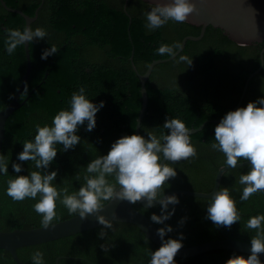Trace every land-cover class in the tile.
Masks as SVG:
<instances>
[{
  "label": "trees",
  "instance_id": "trees-1",
  "mask_svg": "<svg viewBox=\"0 0 264 264\" xmlns=\"http://www.w3.org/2000/svg\"><path fill=\"white\" fill-rule=\"evenodd\" d=\"M8 7L19 9L29 16L39 15L32 24L47 29L48 36L30 42L32 72L20 102L30 94L27 103L7 120L6 137L2 153L9 165L8 173L0 175V232L15 229H32L42 225V214L33 205L39 199L13 200L6 194L7 180L17 175L12 168L17 155L23 150V142L33 139L35 125H51L52 118L61 109L69 108V101L79 86L94 102L104 101V107L96 114V126L87 130V122L78 128L81 141L68 151H60L58 145L55 160L47 171L58 170V188H67L71 194L85 183L87 164L108 153L118 138L136 133L137 118L142 107L141 82L135 73L130 58L134 52V64L144 74L152 62L172 55L159 54L160 44L180 48L187 36H199L201 27L188 22L169 21L149 31L145 27V12L154 4L143 0H130L128 12L124 11L126 0H4ZM4 24V25H3ZM7 29H23L24 18L7 11L0 2V111L13 100L27 70L24 45L9 55L5 48ZM130 33V36H129ZM131 37V38H130ZM55 45L59 50L42 59L45 49ZM264 42L241 46L232 41L219 28L209 26L200 41H189L185 50L174 60L156 65L147 82L148 108L141 124V134L147 131L159 135L167 132L163 128L166 118L179 117L190 129H204L191 135L197 149L195 157L180 161H168L176 168L177 175L165 184V194L171 190H189L209 193L213 190L225 156L211 148L215 142L213 120L233 110L242 95L249 76L261 65L260 53ZM183 55L192 59L191 65L181 61ZM26 90V91H25ZM264 95V68L250 82L241 105ZM244 161H238V163ZM20 174L27 175L38 170L34 161H23ZM249 170V165L235 168L224 174L220 188L229 187L237 201L241 219L231 227H217L206 218L210 199L179 195L174 215L165 223L173 226L169 237L179 238L184 234L183 247L187 248L209 241L231 238L249 242L256 229L247 227V220L264 213V191L252 194L248 200H240L243 185L238 178ZM108 179L114 182V177ZM109 201L104 202V205ZM134 207L149 218L160 214V205L147 209L137 201ZM171 208V206H170ZM57 217L53 224L72 218L66 207L57 202ZM187 217L183 224L180 220ZM159 228L163 225L156 224ZM104 225L48 243L28 246L18 250L25 264H33L32 254L36 250L44 253V264H148L150 253L159 248L133 224L113 222L112 228ZM103 231L105 235L99 236ZM103 245L105 247H103ZM243 254L226 250H213L191 258H178V264H226L233 255ZM248 255V254H244ZM0 264H17L6 250H0Z\"/></svg>",
  "mask_w": 264,
  "mask_h": 264
},
{
  "label": "clouds",
  "instance_id": "clouds-1",
  "mask_svg": "<svg viewBox=\"0 0 264 264\" xmlns=\"http://www.w3.org/2000/svg\"><path fill=\"white\" fill-rule=\"evenodd\" d=\"M196 10L193 0H169L167 3L157 2L145 12V27L149 31L167 24L170 20L183 23ZM5 48L9 55L18 46L34 39H44L48 36L47 29L31 25L23 29H7ZM176 48L180 45L176 44ZM59 49L55 45L44 50L41 58L55 54ZM156 51L161 54L174 55V47L160 44ZM181 61L192 63V59L181 55ZM26 91V90H25ZM104 101L99 103L90 99L84 85L74 91L69 101L70 107L61 109L52 118L51 125L39 123L35 125L36 134L33 139L23 142V150L18 153L12 168L17 174L7 180L6 194L13 200L22 201L25 198L39 199L33 205L34 210L42 214L41 223L45 228L53 225L57 202L67 208L70 214L86 219L89 214H95L104 208V202L114 198L127 200L133 204L146 201L147 207L159 202L160 214L152 213L150 220L163 225L156 229L162 244L150 253L148 264H178L175 259L183 247L184 234L172 238L168 233L173 226L166 224L175 213V205L180 203L178 194L165 195V184L177 175L176 168L168 161L176 162L197 155V149L191 142V131L179 117L166 118L163 128L167 132L159 135L147 131V136L133 133L115 140L107 154L101 155L87 164L85 183L77 191L68 193L67 188H58L56 180L58 170L47 171L55 160L58 145L60 151H68L81 141L78 128L87 122V130L96 126V114L104 107ZM211 148L220 151L226 157L224 165L236 168L238 161L249 162V170L239 176L238 182L243 185L240 200H248L252 194L264 191V95L246 106L228 111L215 127V142ZM165 160L167 162H165ZM23 161H34L38 170L30 171L27 175L20 174ZM9 165L5 155L0 153V173L7 174ZM114 177L111 182L108 177ZM171 206V208H170ZM113 215H116L113 213ZM206 218L217 227H231L240 221L241 215L237 201L232 196L229 187H222L212 193L206 209ZM187 217L180 220V224ZM98 221L103 229L112 228L113 222L105 215H98ZM54 226V225H53ZM249 229H256L251 237L250 253L236 254L226 261V264H264L260 253H264V213L257 214L247 220ZM105 233L101 231L100 237ZM103 247H105L103 245ZM44 253L36 250L32 254L33 264H44Z\"/></svg>",
  "mask_w": 264,
  "mask_h": 264
},
{
  "label": "water",
  "instance_id": "water-1",
  "mask_svg": "<svg viewBox=\"0 0 264 264\" xmlns=\"http://www.w3.org/2000/svg\"><path fill=\"white\" fill-rule=\"evenodd\" d=\"M2 5L12 13L19 14L24 18L27 25H31L36 22L39 10L36 11L35 16H29L19 9H11L7 6L4 0H0ZM130 0L125 1L124 11L130 19V26L132 23L131 15L127 8ZM150 4L157 2L167 3L169 0H143ZM196 4V10L191 13L188 17V22L191 25L201 27V33L199 36H187L183 39L180 48L169 58L155 60L151 63L149 68L144 74H140L134 64V52L130 58L132 67L135 73L138 75L141 82V97L142 107L137 118L136 133L141 134V124L145 112L148 108L149 96L147 90V82L150 79L156 65L164 64L174 60L180 53H182L189 41H200L206 34V30L209 26L221 29L225 35H227L232 41L236 42L241 46H248L256 43L264 42V0H193ZM130 36V33H129ZM131 38V37H130ZM25 56L27 59V70L23 77L22 84L19 87L16 95L10 104L2 111H0V153L3 150V144L6 137V124L8 118L24 106L31 94L23 101L20 102L21 95L26 88L27 82L32 72V61L30 55V43L25 42ZM261 65L253 72L247 79L242 95L237 106L233 109L241 107L245 96L247 94L251 80L262 71L264 68V49L260 53ZM211 122L219 123L220 120H213ZM206 123L202 124L199 128H193L191 135H194L204 129ZM165 162H167L165 160ZM249 162L244 161L237 164L236 168L248 166ZM231 166H222L219 168L214 188L211 192H197L189 190H171L165 195L178 194L186 195L194 198L210 199L213 192L218 190L221 186L224 174L235 168ZM2 173H0L1 175ZM144 208L150 209L157 205L159 202L152 207H147L146 201H139ZM115 213L116 215H113ZM98 215H105L107 219L112 222L128 223L133 224L139 228L150 240H152L158 247L161 246L162 241L157 235L156 229L158 228L148 216L139 211L134 207V204L127 201L121 200L120 198H114L104 205V208L100 209L95 214H89L86 219L74 216L72 218L57 222L49 227L44 226L32 229H15L8 232H0V250L8 251L14 261L17 264H25L18 255L20 248L35 246L51 241H56L65 237H69L78 233L89 231L102 226L98 221ZM251 244L249 242L235 240L231 238H225L220 240L209 241L199 245L181 248L176 257L178 258H191L202 253H206L213 250H226L233 251L243 254L250 253ZM260 257L264 260V253H260ZM61 257L57 258L56 264H60Z\"/></svg>",
  "mask_w": 264,
  "mask_h": 264
},
{
  "label": "flooded vegetation",
  "instance_id": "flooded-vegetation-1",
  "mask_svg": "<svg viewBox=\"0 0 264 264\" xmlns=\"http://www.w3.org/2000/svg\"><path fill=\"white\" fill-rule=\"evenodd\" d=\"M1 2V1H0ZM6 3V2H5ZM2 4V3H1ZM7 4V3H6ZM8 6V5H7ZM5 8V7H4ZM11 8V7H9ZM6 9V8H5ZM11 9H14V8H11ZM7 10V9H6ZM8 11V10H7ZM4 25V24H3ZM3 30H6V27L5 26H2Z\"/></svg>",
  "mask_w": 264,
  "mask_h": 264
}]
</instances>
